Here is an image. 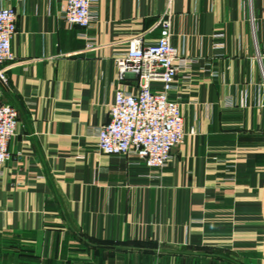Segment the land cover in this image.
Here are the masks:
<instances>
[{
  "label": "crops",
  "instance_id": "obj_1",
  "mask_svg": "<svg viewBox=\"0 0 264 264\" xmlns=\"http://www.w3.org/2000/svg\"><path fill=\"white\" fill-rule=\"evenodd\" d=\"M64 5L0 0L17 11L0 101L20 110L0 264H264V0H100L90 48ZM167 9L186 135L150 168L102 152L97 130L120 88L138 90L115 57L157 41Z\"/></svg>",
  "mask_w": 264,
  "mask_h": 264
},
{
  "label": "built area",
  "instance_id": "obj_2",
  "mask_svg": "<svg viewBox=\"0 0 264 264\" xmlns=\"http://www.w3.org/2000/svg\"><path fill=\"white\" fill-rule=\"evenodd\" d=\"M100 0H65L62 17L69 26L84 31L86 48L93 44L89 29L99 20ZM17 31V11L0 7V66L14 58L11 47ZM256 57L264 84V46ZM178 48L172 42L171 16L167 9L161 17V35L152 43L141 38L131 40L129 48L115 57L122 77L130 72L138 78L137 92L120 88L109 107V119L98 127V148L106 154H123L150 168L164 167L173 148L186 135L184 121L177 101L168 92L174 86L178 71ZM7 75L0 67V82ZM153 82H160L159 88ZM20 110L16 105L0 101V164L10 157L9 144L17 133Z\"/></svg>",
  "mask_w": 264,
  "mask_h": 264
}]
</instances>
